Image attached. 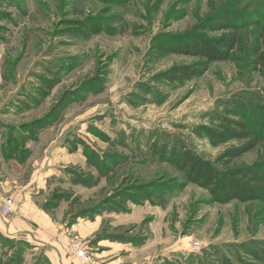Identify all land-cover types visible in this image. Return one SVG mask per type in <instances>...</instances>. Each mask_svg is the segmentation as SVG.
Returning a JSON list of instances; mask_svg holds the SVG:
<instances>
[{
  "label": "rangeland",
  "instance_id": "rangeland-1",
  "mask_svg": "<svg viewBox=\"0 0 264 264\" xmlns=\"http://www.w3.org/2000/svg\"><path fill=\"white\" fill-rule=\"evenodd\" d=\"M228 2L0 0V159L12 133L26 164L7 173L27 178L35 161L36 200L76 264L72 242L92 264H264L244 253L264 240V202L213 201L170 160L189 150L222 169L264 158L263 141L225 166L242 141L200 129L220 131L235 101L264 96V72L233 58L188 80L166 75L196 59L162 47ZM2 237L0 264H52Z\"/></svg>",
  "mask_w": 264,
  "mask_h": 264
},
{
  "label": "trees",
  "instance_id": "trees-1",
  "mask_svg": "<svg viewBox=\"0 0 264 264\" xmlns=\"http://www.w3.org/2000/svg\"><path fill=\"white\" fill-rule=\"evenodd\" d=\"M256 1L258 3L254 9L246 11L247 7ZM241 4L244 5L240 6ZM215 32L219 35H208ZM162 50L163 53L184 54L196 59L191 65L171 67L166 75L172 80L183 81L200 76L211 63L233 58L239 59L249 71L263 73L264 0H229L227 6L210 11L184 33L176 35ZM226 112V115L218 117L222 127L220 131L200 127L203 134L212 141H242L222 153L220 158L224 159L225 166L264 141V96H250L246 101L242 98L235 101L232 109ZM230 115L236 118H230ZM13 138L12 133L7 137L5 156L20 158L21 153L18 151L20 148L24 149L23 143ZM170 160L187 181L205 189L213 201L264 202V158L250 164L222 169L195 157L189 150L178 152ZM0 240L6 238L0 234ZM244 253L252 260L263 262L264 240L246 246ZM223 264L231 263L224 261Z\"/></svg>",
  "mask_w": 264,
  "mask_h": 264
},
{
  "label": "crops",
  "instance_id": "crops-1",
  "mask_svg": "<svg viewBox=\"0 0 264 264\" xmlns=\"http://www.w3.org/2000/svg\"><path fill=\"white\" fill-rule=\"evenodd\" d=\"M2 142L3 140H0V146ZM1 159L3 162H0V201L4 197H12L15 201V211L7 217L0 214V234L10 238L19 237L37 245V248L44 250L52 264H76L77 262L65 253L66 231L52 220L50 214L36 200L35 186L38 184H35L40 181L41 175L38 173L39 168L34 166L35 161L31 163L32 169L27 178H24L23 173H7L12 165L16 166L12 167L14 170L25 167L26 163H22L21 158L5 156ZM13 169L11 171H14ZM10 189L15 190L10 193Z\"/></svg>",
  "mask_w": 264,
  "mask_h": 264
},
{
  "label": "built area",
  "instance_id": "built-area-1",
  "mask_svg": "<svg viewBox=\"0 0 264 264\" xmlns=\"http://www.w3.org/2000/svg\"><path fill=\"white\" fill-rule=\"evenodd\" d=\"M15 211V201L12 197H4L0 201V213L3 217L13 214ZM69 252L75 254L84 264H92L85 255L84 248L79 242H72L68 247Z\"/></svg>",
  "mask_w": 264,
  "mask_h": 264
}]
</instances>
